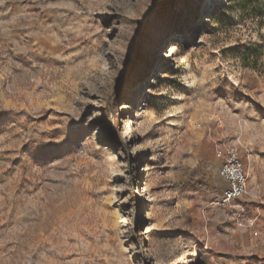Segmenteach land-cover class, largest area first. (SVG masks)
<instances>
[{
    "label": "rangeland",
    "instance_id": "obj_1",
    "mask_svg": "<svg viewBox=\"0 0 264 264\" xmlns=\"http://www.w3.org/2000/svg\"><path fill=\"white\" fill-rule=\"evenodd\" d=\"M0 264H264V0H0Z\"/></svg>",
    "mask_w": 264,
    "mask_h": 264
},
{
    "label": "built area",
    "instance_id": "obj_2",
    "mask_svg": "<svg viewBox=\"0 0 264 264\" xmlns=\"http://www.w3.org/2000/svg\"><path fill=\"white\" fill-rule=\"evenodd\" d=\"M214 155L220 162L219 176L225 183L221 196L212 204L220 207L232 206L247 194V175L238 155L236 145L217 144Z\"/></svg>",
    "mask_w": 264,
    "mask_h": 264
},
{
    "label": "trees",
    "instance_id": "obj_3",
    "mask_svg": "<svg viewBox=\"0 0 264 264\" xmlns=\"http://www.w3.org/2000/svg\"><path fill=\"white\" fill-rule=\"evenodd\" d=\"M170 1L171 0H167V2H170ZM138 54H139V43L136 41V44H135V46L133 48V56H132L131 60L129 61V64L127 65L125 74L128 73L131 70V68L133 67L134 62H135V58H136V56ZM125 79H126V75H124L122 77V79H121V81L119 83V86H121V84L124 82Z\"/></svg>",
    "mask_w": 264,
    "mask_h": 264
},
{
    "label": "bare ground",
    "instance_id": "obj_4",
    "mask_svg": "<svg viewBox=\"0 0 264 264\" xmlns=\"http://www.w3.org/2000/svg\"><path fill=\"white\" fill-rule=\"evenodd\" d=\"M170 53H171V51H170Z\"/></svg>",
    "mask_w": 264,
    "mask_h": 264
}]
</instances>
